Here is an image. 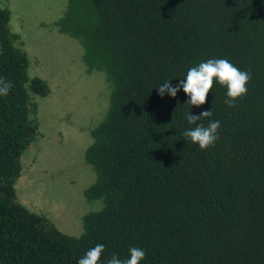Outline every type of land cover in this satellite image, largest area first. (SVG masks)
<instances>
[{
    "label": "trees",
    "instance_id": "trees-1",
    "mask_svg": "<svg viewBox=\"0 0 264 264\" xmlns=\"http://www.w3.org/2000/svg\"><path fill=\"white\" fill-rule=\"evenodd\" d=\"M11 14L0 8V77L13 84L0 96V264H78L97 244L100 264L129 259L132 247L146 253L139 264H264V0H68L55 24L109 82L84 152L95 173L84 194L101 206L84 214L80 235L18 199L22 155L39 134L34 98L51 88L30 75ZM209 59L250 72L235 107L215 81L202 108L182 89L158 95ZM206 108L221 126L201 150L183 136L195 127L185 113Z\"/></svg>",
    "mask_w": 264,
    "mask_h": 264
},
{
    "label": "rangeland",
    "instance_id": "rangeland-1",
    "mask_svg": "<svg viewBox=\"0 0 264 264\" xmlns=\"http://www.w3.org/2000/svg\"><path fill=\"white\" fill-rule=\"evenodd\" d=\"M67 2L0 0V8L11 10L10 26L28 52L30 75L44 78L51 88L48 96L34 98L39 134L22 155L18 199L61 231L80 235L84 214L101 206L84 194L95 174L84 152L107 107L109 82L102 72L88 70L79 41L56 26Z\"/></svg>",
    "mask_w": 264,
    "mask_h": 264
},
{
    "label": "clouds",
    "instance_id": "clouds-1",
    "mask_svg": "<svg viewBox=\"0 0 264 264\" xmlns=\"http://www.w3.org/2000/svg\"><path fill=\"white\" fill-rule=\"evenodd\" d=\"M250 80L251 74L249 71H241L227 59H209L196 67H191L187 72L186 78L179 80L174 86L171 81H165L157 89L158 95L161 97L167 93L172 98H175L182 89L188 98L185 104L202 108L208 102L207 97L210 95L215 81L227 88L225 103L229 107H235L236 102L247 95V85ZM12 87L11 81L0 77V96H8ZM212 115V110L207 108L199 112V114L185 113L188 123L195 125V127L185 129L183 136L188 138L193 144L198 145L201 150H208L214 147L219 139L220 121L212 120ZM202 118H208L209 123L207 126L197 123ZM104 251V245L97 244L78 260V264H100ZM129 252V259L121 260L113 255L107 261V264H139L140 261L145 259L146 253L141 248L132 247Z\"/></svg>",
    "mask_w": 264,
    "mask_h": 264
}]
</instances>
